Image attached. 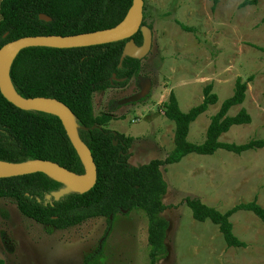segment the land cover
Segmentation results:
<instances>
[{
	"label": "rangeland",
	"instance_id": "rangeland-1",
	"mask_svg": "<svg viewBox=\"0 0 264 264\" xmlns=\"http://www.w3.org/2000/svg\"><path fill=\"white\" fill-rule=\"evenodd\" d=\"M245 1H144L145 22L153 30L152 52L126 87L94 96L95 114L114 118L106 128L133 138L131 166L164 161L174 151L176 124L164 114L172 94L188 113L213 86L219 103L191 125L188 136L190 143L202 144L238 79L247 83L246 100L229 117L245 109L252 122L233 126L220 142L264 141V0L243 7ZM161 170L168 184L162 216L169 229L167 254L156 264H264V223L255 214L239 211L231 217L233 233L244 247L229 248L219 227L196 221L187 205L189 199L199 200L226 213L255 202L264 209V148L241 155L225 150L190 155ZM149 253L148 220L142 211L117 215L111 227L98 218L58 231L23 216L13 200L0 198V264H150Z\"/></svg>",
	"mask_w": 264,
	"mask_h": 264
},
{
	"label": "trees",
	"instance_id": "trees-1",
	"mask_svg": "<svg viewBox=\"0 0 264 264\" xmlns=\"http://www.w3.org/2000/svg\"><path fill=\"white\" fill-rule=\"evenodd\" d=\"M260 1L247 0L242 6H256ZM133 3L134 0H2L0 50L25 37L81 36L113 30L126 20ZM40 15L51 18V22L41 20ZM143 24L147 25L145 14ZM133 39L140 45L142 36L139 33ZM127 42L73 49L29 47L19 52L10 71L15 92L26 99L53 98L71 110L80 127L79 135L94 157L97 183L87 193L73 191L57 201L52 195L66 189L67 185L46 174L4 178L0 179V198L13 200L23 216L58 231L74 229L98 218L108 220L111 227L117 215L124 211H142L148 220L150 264H156L167 254L165 240L169 229L168 221L162 216L166 210L163 198L168 184L161 168L180 163L190 155L213 156L219 150L241 155L264 148V141L243 145L220 142L221 136L233 126L252 122L245 109L229 117V112L246 100L247 83L238 79L233 96L225 100L212 117L206 141L202 144L190 143L188 136L191 125L219 103L218 96L212 93L213 86L205 89L204 102L188 113L181 111L172 94L164 106V114L176 124L174 151L164 161L131 166L133 138L107 129L114 118L97 116L94 109L95 95L115 87L124 88L141 72V61L132 58H126L122 68H118ZM39 160L56 163L80 176L86 174L82 158L58 116L38 110H21L0 92V162L22 165ZM187 205L196 221H210L219 227L229 248L244 247L233 233L231 217L234 214L252 212L264 223V209L255 202L239 205L226 213L199 200L189 199Z\"/></svg>",
	"mask_w": 264,
	"mask_h": 264
},
{
	"label": "water",
	"instance_id": "water-1",
	"mask_svg": "<svg viewBox=\"0 0 264 264\" xmlns=\"http://www.w3.org/2000/svg\"><path fill=\"white\" fill-rule=\"evenodd\" d=\"M144 1L145 0H134L133 7L130 10H134L136 21L133 25L120 29L119 27L96 34L81 35V36H35V37H25L19 40L10 42L6 44L0 50V92L3 97L15 107L21 110H38L39 106H48L56 109L58 116L68 133V136L75 147V149L80 154L82 161L86 167V174L83 176L77 175L68 171L67 169L61 167L60 165L50 162V161H32L22 165H12L17 168L12 170L0 171V179L12 178L19 176H29L33 174L43 173L47 174L49 171H53L62 177H64L71 184L67 185V188L54 193L52 197L59 201L64 195L70 192L87 193L91 191L97 183V167L95 165L94 157L91 153L89 147L82 141L79 130L80 127L74 121L73 114L71 110L62 102L53 98H22L14 90L11 80L10 71L13 62L10 66L8 78L5 75L3 66L5 63V57L9 50L18 49L19 52L23 49L29 47H50L59 49H73V48H86L93 46L106 45L114 42L128 40L124 47L123 54L120 59L119 69L122 68L123 62L126 58H132L135 60H143L152 52L153 49V30L148 26L144 25ZM129 12V14H130ZM40 19L46 22H51V18L46 15H40ZM142 36V44L138 45L133 39L137 34ZM18 52V54H19ZM17 54V56H18ZM16 56V57H17ZM16 59V58H15ZM14 59V60H15ZM116 79V75H113ZM124 82V80H120ZM10 84V87H9ZM40 111V110H38ZM93 127L92 129H95ZM88 130V128H85ZM117 142H115V145ZM7 164V163H6ZM49 176V175H48ZM54 179V178H53ZM56 180V179H55ZM59 181V180H57ZM61 182V181H60ZM51 197H48L50 199ZM124 211L123 213H126Z\"/></svg>",
	"mask_w": 264,
	"mask_h": 264
},
{
	"label": "bare ground",
	"instance_id": "bare-ground-1",
	"mask_svg": "<svg viewBox=\"0 0 264 264\" xmlns=\"http://www.w3.org/2000/svg\"><path fill=\"white\" fill-rule=\"evenodd\" d=\"M135 21H136L135 12H134V10H132L130 12V14H128L126 20L123 22V24L119 28L123 29V28L129 27V26L133 25L135 23ZM18 52H19L18 49H11L6 54L3 70H4L5 75L7 76V78H8V73H9L10 66H11L12 62L14 61V59L16 58ZM9 87H10V84H9ZM37 109L40 110V111L46 112V113L53 114V115H55L57 113L56 109L53 108V107L39 106V107H37ZM15 168H17V167L0 162V171L12 170V169H15ZM47 174L51 178H54L56 180H59L61 182L69 184V185L71 184L64 177H62L61 175H59V174H57V173H55L53 171H49V172H47Z\"/></svg>",
	"mask_w": 264,
	"mask_h": 264
},
{
	"label": "flooded vegetation",
	"instance_id": "flooded-vegetation-1",
	"mask_svg": "<svg viewBox=\"0 0 264 264\" xmlns=\"http://www.w3.org/2000/svg\"><path fill=\"white\" fill-rule=\"evenodd\" d=\"M114 79V78H113ZM116 80V79H115ZM2 199V198H1ZM111 220H112V217H111Z\"/></svg>",
	"mask_w": 264,
	"mask_h": 264
}]
</instances>
